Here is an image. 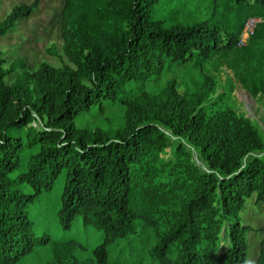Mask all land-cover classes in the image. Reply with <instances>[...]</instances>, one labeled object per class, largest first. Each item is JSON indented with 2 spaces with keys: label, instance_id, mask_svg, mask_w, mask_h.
Returning a JSON list of instances; mask_svg holds the SVG:
<instances>
[{
  "label": "trees",
  "instance_id": "trees-1",
  "mask_svg": "<svg viewBox=\"0 0 264 264\" xmlns=\"http://www.w3.org/2000/svg\"><path fill=\"white\" fill-rule=\"evenodd\" d=\"M159 2L65 0L61 35L74 67L41 63L30 73L35 91L21 78L6 82L25 64L5 67L0 50V264H15L49 242L34 233L26 206L62 175L60 222L69 228L80 217L102 232L93 251L97 264H109L111 247L139 223L157 228L159 210L166 224L151 248V264H248L240 213L253 194L264 205V137L248 118L231 109L206 116L202 100L185 99L173 82L164 94L145 95L150 112L175 134H186L207 165L197 167L192 151L178 145L179 159L166 167L171 180L156 184L144 159L172 143L158 125L143 121L146 116L129 112L127 130L114 136L76 125L82 114L121 100L130 82L159 76L170 65L242 51L263 36L261 22L249 44L239 46L247 19L264 17V0H235L215 23L172 28L153 19ZM38 7L34 0L13 8L0 22V36ZM128 104L131 110L136 103ZM35 146L21 171L24 149ZM25 185L33 192H25ZM261 230L264 235V223ZM255 264H264V236Z\"/></svg>",
  "mask_w": 264,
  "mask_h": 264
},
{
  "label": "rangeland",
  "instance_id": "rangeland-1",
  "mask_svg": "<svg viewBox=\"0 0 264 264\" xmlns=\"http://www.w3.org/2000/svg\"><path fill=\"white\" fill-rule=\"evenodd\" d=\"M34 0H0V22L13 8L23 3L30 4ZM65 0H39V7L25 18L17 21L16 26L5 35L0 36V50L5 60V67L15 61H23L24 67L6 77L8 84L19 78L35 91V81L30 77L38 66L47 62L59 68L65 65L74 67L64 51L61 35V17ZM235 0H160L156 5L153 19L164 27L191 26L201 22L215 23L221 16L227 15ZM258 23H264V17ZM252 18V17H250ZM249 19V18H248ZM247 19V20H248ZM243 32V31H242ZM242 34V33H241ZM261 38L242 51L228 55L213 54L201 63L191 62L187 65H170L159 76L148 80L133 81L127 84L122 92V99L109 103L102 108L95 107L76 119L79 129L92 133L102 132L109 135L127 130V114L146 116L145 122H153L169 137L172 143L157 157L146 156L144 163L156 181L166 183L171 180L172 162L176 156L178 145H184L192 151L191 161L197 167L206 170L207 165L194 147L193 141L186 134L177 135L155 112L145 104V95L156 97L164 94L173 82L176 91L187 100L201 99L206 116L231 109L238 115L248 118L264 137V30ZM241 39V36H240ZM242 45L239 42V46ZM135 102L129 109V102ZM136 109H132V108ZM149 112V113H147ZM147 113V114H146ZM35 126L40 122L34 121ZM25 133V130H16ZM38 146L27 147L22 153L21 171L26 170ZM157 168H160L157 170ZM158 171V173H157ZM171 175V176H170ZM65 177L58 178L51 189H43L41 193L26 206L32 221L33 231L37 236L49 237L46 244L37 245L29 254L15 264H97L94 249L103 240L101 231L86 227L78 217L71 227L64 228L60 222L59 211L62 206V195ZM27 193L33 189L25 185ZM169 204L172 202L168 200ZM162 211L155 213L158 220L155 224L142 222L136 231L126 239L119 240L111 247L109 264H151V248L156 244L159 229L166 224ZM241 222L246 227L248 264H255L263 241L261 227L264 223V205L255 194L246 198L240 213ZM78 243L69 248L67 243Z\"/></svg>",
  "mask_w": 264,
  "mask_h": 264
},
{
  "label": "built area",
  "instance_id": "built-area-1",
  "mask_svg": "<svg viewBox=\"0 0 264 264\" xmlns=\"http://www.w3.org/2000/svg\"><path fill=\"white\" fill-rule=\"evenodd\" d=\"M258 22L259 18L257 17L249 18L246 21L240 39L242 45H246L249 42L250 38L254 35Z\"/></svg>",
  "mask_w": 264,
  "mask_h": 264
}]
</instances>
